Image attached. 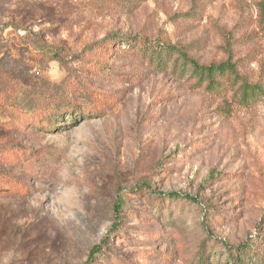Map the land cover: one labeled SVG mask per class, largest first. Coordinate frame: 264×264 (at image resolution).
<instances>
[{
    "label": "rangeland",
    "instance_id": "1",
    "mask_svg": "<svg viewBox=\"0 0 264 264\" xmlns=\"http://www.w3.org/2000/svg\"><path fill=\"white\" fill-rule=\"evenodd\" d=\"M262 2L0 0V264H264Z\"/></svg>",
    "mask_w": 264,
    "mask_h": 264
},
{
    "label": "trees",
    "instance_id": "2",
    "mask_svg": "<svg viewBox=\"0 0 264 264\" xmlns=\"http://www.w3.org/2000/svg\"><path fill=\"white\" fill-rule=\"evenodd\" d=\"M260 5L262 13L264 14V2ZM110 38L117 39L118 35H110ZM184 47L178 48V46H167L165 49L168 51L167 56L169 57L173 53L172 51H175L174 54H178L173 62L174 68L177 71L179 70L181 75H184L187 70H190V78L193 80L197 79L200 84H206V88L211 93L222 98L230 93L231 99L235 101V103L245 106H249L253 101L264 94V84L242 80V75L236 69V65L231 61L228 60L220 63L201 64L197 59L189 56L188 51ZM160 49L162 48H159V50ZM158 61H161V54L158 55ZM37 122L40 123V120H37ZM17 186L20 187L21 184L16 182V187ZM147 186L150 187L149 185ZM178 195L179 194H170V196ZM120 206L121 201L118 198L115 203V209L118 210ZM97 248L98 247L92 249L90 259L95 254ZM239 257L238 259H240ZM200 259L201 264H205L206 260L204 259V255H201Z\"/></svg>",
    "mask_w": 264,
    "mask_h": 264
}]
</instances>
